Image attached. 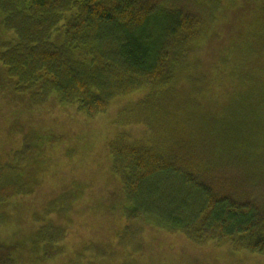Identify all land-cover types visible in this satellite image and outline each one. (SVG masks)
Segmentation results:
<instances>
[{"label":"trees","instance_id":"trees-1","mask_svg":"<svg viewBox=\"0 0 264 264\" xmlns=\"http://www.w3.org/2000/svg\"><path fill=\"white\" fill-rule=\"evenodd\" d=\"M234 258L264 264V0H0V264Z\"/></svg>","mask_w":264,"mask_h":264},{"label":"rangeland","instance_id":"rangeland-1","mask_svg":"<svg viewBox=\"0 0 264 264\" xmlns=\"http://www.w3.org/2000/svg\"><path fill=\"white\" fill-rule=\"evenodd\" d=\"M138 130V127H137ZM94 193V191L92 192V194ZM219 262V260L216 261V263ZM232 264H260L258 262L255 263V259H250V258H245V259H240V258H234L233 261H231ZM213 263V262H211ZM223 263V262H220Z\"/></svg>","mask_w":264,"mask_h":264}]
</instances>
